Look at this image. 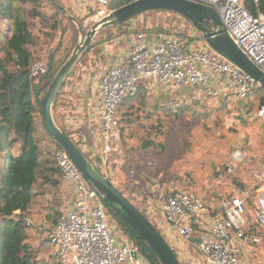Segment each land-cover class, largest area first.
<instances>
[{
    "label": "built area",
    "instance_id": "built-area-1",
    "mask_svg": "<svg viewBox=\"0 0 264 264\" xmlns=\"http://www.w3.org/2000/svg\"><path fill=\"white\" fill-rule=\"evenodd\" d=\"M68 1V5L63 6L68 12L77 17L86 16L94 23L112 12L120 0ZM189 1L203 4L216 13L234 43L264 73V5L260 6L261 0H253L254 13L245 6L244 0ZM172 16L178 23L182 17L177 13H165L162 30H155L154 26L144 31L130 29L132 32L127 36L121 57L110 66L103 68L97 63L89 69L82 62L78 63L60 91L62 103V97L66 98L67 94L74 98V109L69 104L61 106V117L70 132L69 137L111 182L117 165L116 154L120 152L118 108L138 93L141 82L162 84L168 94L165 108L172 112L193 106L202 97L220 94L228 103L238 105L252 101L262 88L252 76L213 50L203 37L198 38L199 30L189 20L176 27ZM189 26L191 29L187 30ZM182 31H186V35L181 34ZM48 66V57L32 61L28 67L31 81L36 83L47 73ZM94 70L98 73L95 94L88 102L87 113L84 111L86 83ZM75 93L79 96H74ZM255 116L264 123V89ZM84 117L88 119L87 128ZM54 158L64 187L72 196L47 232L58 263L137 264L139 261L150 264L108 214L105 203L68 154L59 149ZM247 159L242 151L235 150L224 173H235ZM250 172L254 184L239 195L210 196L212 185L223 183L216 179L204 192L196 189L168 191L160 211L149 203L139 211L164 238L181 264H188L190 260L186 242L193 235V227L204 226V215H209L208 230L196 243L203 262L241 264L242 248L259 242L257 236L246 231L247 198L253 189L254 218L264 225V156L257 167L251 166ZM26 221L30 227L33 225L28 218Z\"/></svg>",
    "mask_w": 264,
    "mask_h": 264
},
{
    "label": "trees",
    "instance_id": "trees-1",
    "mask_svg": "<svg viewBox=\"0 0 264 264\" xmlns=\"http://www.w3.org/2000/svg\"><path fill=\"white\" fill-rule=\"evenodd\" d=\"M130 1L132 0H122L119 3L121 6ZM44 4L51 13L45 11ZM244 4L254 13L253 0H244ZM56 5L65 6V0H54V3L49 0H0V264H40L38 255L41 249L39 245L34 246L29 241L30 226L26 221L28 210L47 209L50 218L59 214L56 206L61 203V197L57 195L61 191L62 180L54 154L61 147L45 129L35 92L51 81L77 43L79 32L75 23L61 13ZM263 5L264 0H261L260 6ZM162 11L167 10L153 9L142 13L154 23L159 21L154 25L155 30H162L161 18L157 16L163 13ZM34 19L40 20L46 28L57 32L54 44L48 52V71L36 83L31 81L28 71L29 64L36 54L35 40L30 31L31 21ZM208 23L205 26L211 30L212 23ZM120 26H114L117 36L120 34ZM108 29L96 37L102 35V41L117 37L114 30L112 32ZM181 34L186 35V31ZM48 35L50 36V33ZM197 37L202 38L200 32ZM91 50L101 51L92 41L78 63L82 62ZM263 89L260 88L259 93H262ZM139 95H149L143 82L134 97ZM60 100L59 93L53 104V114L58 125L69 135L61 117L63 104ZM254 106V101L244 102L247 113H250ZM191 109L189 106L175 113L179 115L178 113ZM122 118L129 120V117ZM120 131L123 136V129L120 128ZM75 145L77 146L76 143ZM152 145V139L144 138L141 148H150ZM45 203H49V206L45 207ZM106 207L108 214L122 227L140 254L150 264H161L138 233L112 208L107 205ZM42 244L50 245L47 238ZM52 264H59L56 254Z\"/></svg>",
    "mask_w": 264,
    "mask_h": 264
},
{
    "label": "rangeland",
    "instance_id": "rangeland-1",
    "mask_svg": "<svg viewBox=\"0 0 264 264\" xmlns=\"http://www.w3.org/2000/svg\"><path fill=\"white\" fill-rule=\"evenodd\" d=\"M119 2L115 6L119 7ZM43 7L46 12L51 13L46 4ZM165 13L176 14L172 11L159 13L157 16L161 18L160 22L165 21ZM74 16L77 17L76 14ZM171 19L176 27H181L188 21L184 16L179 19V23L175 22L173 16ZM77 21L82 26L86 22V26H83L84 32L93 24V21L88 20L86 16H78ZM31 23L30 31L36 44L33 61L47 59L57 32L46 28L38 19L32 20ZM210 23L212 22L210 21ZM156 24L157 22L154 23L141 14L121 24L120 36L116 35V27H111V31L114 30V35L117 37L104 41H102V35L95 37L93 42L101 47V52L92 57L91 50L84 57L82 63L89 69L95 67V63L98 61L101 64L104 62L108 64L113 59H110L108 55L106 60L100 59L102 52L105 54V51L108 53L110 50L122 53L126 47L127 36L132 32L130 29L144 31ZM189 29H191L190 26L187 27V30ZM106 34L103 33V35ZM106 64H104L105 67ZM157 85H160V90L157 89L159 87L157 86L153 88V92L150 90L151 93L147 97L139 95L130 98L131 100L124 101L118 108L119 129H123V136L120 135L119 149L122 156L126 157L127 155L128 164H130V170L134 176L133 181L137 180L136 178L142 180L140 189H150L157 184L168 183L175 185L178 189H196L204 192L205 187L216 179H221L228 186V183L238 175L241 177L240 169L242 172L248 169L242 163L235 173L225 174L222 172L229 163L232 152L239 149L246 158L255 155L259 161L264 156V123L255 116L260 93L252 100L255 102V106L250 113L244 112V102L233 106L226 101L223 94H220L217 97H202L197 104L191 106V110L176 115L175 112L165 108V102L168 100L167 91L162 84L158 83ZM157 91L161 93L160 101L158 99L160 94ZM162 91L166 92V95ZM163 95L166 97L164 101ZM74 96L79 95L75 93ZM123 116L129 117V123L127 120H122ZM67 132L70 135L68 130ZM144 138L152 139V147L141 148ZM123 170V168L118 169V176L121 180H118L117 177L110 179L113 182L116 180L119 183V185L116 184V187L140 209V206L133 201V197L130 198L126 193L133 184L127 185L129 182L127 178L130 176L126 177V172ZM248 172L251 176L250 168ZM219 173L222 174L221 178H217ZM121 181H125L124 189L120 187ZM219 189V185L214 184L208 194L210 196L220 195ZM244 190L246 189L240 190V192L238 190L234 192V195H239ZM159 196H161V192L155 191L154 197L158 198ZM251 197L247 198V209L249 210H252L253 206ZM148 218L150 217L148 216ZM35 228V225L29 228L31 235L29 241L34 246L39 245L41 249L38 255L40 264H52L55 260V252L51 245L42 244L47 238V230H43L38 235Z\"/></svg>",
    "mask_w": 264,
    "mask_h": 264
},
{
    "label": "water",
    "instance_id": "water-1",
    "mask_svg": "<svg viewBox=\"0 0 264 264\" xmlns=\"http://www.w3.org/2000/svg\"><path fill=\"white\" fill-rule=\"evenodd\" d=\"M49 1L54 3V0ZM56 6L61 13L75 23L79 36L69 56L51 81L35 92L45 129L60 145L61 149L68 154L89 185L97 191L105 205L112 208L138 233L156 254L161 264H181L152 223L105 177L74 144L69 135L62 130L54 117L53 104L82 54L99 33L110 27L128 22L143 12L153 9L172 11L187 18L199 30L205 42L213 50L252 76L262 88H264V73L234 43L222 27L220 17L200 3L189 0H132L116 7L108 15L95 21L85 32L83 26L63 6ZM210 21L212 22V29L208 30L205 24Z\"/></svg>",
    "mask_w": 264,
    "mask_h": 264
},
{
    "label": "crops",
    "instance_id": "crops-1",
    "mask_svg": "<svg viewBox=\"0 0 264 264\" xmlns=\"http://www.w3.org/2000/svg\"><path fill=\"white\" fill-rule=\"evenodd\" d=\"M68 0H65V6L68 5ZM98 48L101 49V47ZM103 50V49H102ZM104 51V50H103ZM99 52H93L92 51V57H95V54L100 53ZM123 52V51H122ZM121 52L116 51V52H111L110 50L108 51V53L105 51V54L101 55V58H104V60H106L107 55L109 56L110 62L108 64L104 63H100L99 61L95 63V67L97 65V63L99 64L100 67H105L104 64H106L107 66H110L112 63H115L118 61V59L121 57ZM106 66V67H107ZM97 72L94 70L92 72V75H89V79L86 83V87L88 88L86 91V97H85V107H84V111L88 113L86 107L88 105V102L91 101V99L94 97L95 94V83L97 81ZM96 77V78H95ZM149 92V94L151 93V91L153 92V88H156L157 86H159L157 89L160 90V85H153L150 84L148 82H143ZM165 88V87H164ZM151 90V91H150ZM163 92V91H162ZM157 93H159V101L161 100V93L159 91H157ZM166 95V92H163ZM66 98H63V102L62 104L63 107L67 106L69 104V106L74 109V98L71 97V94H67L65 95ZM164 96V95H163ZM167 97V96H166ZM164 96V99L166 98ZM163 103V102H162ZM87 116V115H86ZM85 118V127L87 128L89 126L88 123V119L86 117ZM93 123H91L92 125ZM120 135H121V131H120ZM125 156V155H124ZM121 155V151L116 154V159H117V165L114 171V177H117L118 180H121V178H119L118 176V169L123 168L124 172H126V177L130 176V178H127L129 180V182L127 183V185H132V187H130V189L128 190V192H126L128 194V196L130 198L133 199V201L136 203V205L143 207L144 205H146V203L150 204L155 210L160 211L161 209V204L163 203V201L165 200V195L168 191L172 190V189H178L175 187V185L173 184H168V183H164L162 185L157 184L154 188H150V189H140L142 180L140 178H136L137 180L133 181V177L132 176V170H130V164H128V160H127V155L126 157H124ZM248 161L244 162L243 165L246 166V168L248 167L251 168V166H255L257 167V164H259V159L255 156V155H250L249 158L247 159ZM248 169H246L244 172H242V170L240 169L239 174L241 175V177L238 175L237 181L236 178L233 181H230V183H228L229 185L226 186V183H222L219 185L220 189V195H234L236 191L239 190H243L246 189L247 187H251L254 183L253 180L251 179V176H249V172ZM222 174L217 176V178H221ZM114 180V179H113ZM162 181V180H161ZM113 182V181H112ZM115 186L116 184L119 185V183L115 180ZM113 182V183H114ZM125 183V181H121V185L120 187L123 188V184ZM162 183V182H161ZM223 185V186H222ZM243 185V186H242ZM124 189V188H123ZM60 193L59 195H57L58 197H61V203L60 205L56 206V209L59 211H61V209L68 204L71 201V193L64 187V184L62 182V185L60 187ZM132 190V191H131ZM121 191V190H120ZM155 191H160L161 192V196H159L158 198L154 197V192ZM122 193V192H121ZM255 194V190H252V193H250V197L251 195L253 196ZM49 203H45V207H48ZM39 207V206H37ZM39 209V208H37ZM29 215H28V219L31 221V223H33V225L36 226V228L34 230L37 231L38 234H41V232L43 230H48L51 229L53 227V224L55 222L56 217L58 216V214L56 216H53L52 218H50L47 215V209L45 210L44 208H40L39 211H36L33 208H30L29 210ZM246 217V231L248 233H251L252 235H255L259 238V242H255L252 245H246L242 248L241 250V254H240V261L241 264H264V225L260 224L258 222L255 221L254 218V214H253V210H249L247 211V213L245 214ZM204 219H205V225L204 226H194V232L193 235L188 239V241L186 242V249L188 251V254L190 255V260L188 264H205L202 260L201 254L199 252V250L197 249L196 243L200 240L201 236L207 232L209 224H210V216L209 215H204ZM33 229V228H31ZM46 232V233H47ZM137 264H143L141 262H137Z\"/></svg>",
    "mask_w": 264,
    "mask_h": 264
}]
</instances>
